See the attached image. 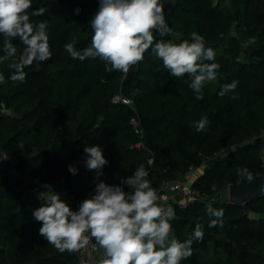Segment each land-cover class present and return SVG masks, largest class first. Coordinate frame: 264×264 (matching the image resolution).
<instances>
[{
    "label": "trees",
    "instance_id": "16d2710c",
    "mask_svg": "<svg viewBox=\"0 0 264 264\" xmlns=\"http://www.w3.org/2000/svg\"><path fill=\"white\" fill-rule=\"evenodd\" d=\"M168 1L172 10L164 16L171 31L156 33V40L177 43L175 34L191 40L196 32L215 51L219 68L204 85L203 99L191 89V77L171 76L152 48L126 76L106 71L98 58H72L64 45L75 35L77 50L90 46L99 0H32L30 22L47 23L52 55L25 67L22 82L10 79L24 47L18 38L11 41L16 57L0 60V157L11 161L0 167V264L77 262L78 252H60L39 234L42 225L33 212L46 202L26 189L59 187L81 203L101 181L130 191L122 181L143 165L157 190L218 153L223 156L192 184L216 200L178 208L170 221L181 242L202 226L203 238L193 239L192 255L181 264H264V195L246 206L221 197L230 184L264 173V139L252 141L264 130V0ZM37 9L43 15H32ZM4 40L0 35V57ZM233 81L235 90L220 96ZM202 117L209 125L198 132L194 125ZM90 146H99L108 161L103 175L86 167L84 149ZM208 205L223 211L222 227H209L216 218Z\"/></svg>",
    "mask_w": 264,
    "mask_h": 264
},
{
    "label": "clouds",
    "instance_id": "9594fccd",
    "mask_svg": "<svg viewBox=\"0 0 264 264\" xmlns=\"http://www.w3.org/2000/svg\"><path fill=\"white\" fill-rule=\"evenodd\" d=\"M164 4V0H99V8L90 21L93 33L90 46L77 50V38L73 35L64 48L74 59L98 58L105 62L106 71H119L125 76L143 62L144 54L152 48L171 76L191 77V89L197 99H203L204 85L216 79L219 68L214 62L215 51L206 47L204 38L196 32L190 34L191 40L179 43L157 41L156 33L165 36L171 31L165 21ZM31 7L32 0H0V35L5 38V55L0 60L16 57L18 49L11 43L13 39L18 38L24 45L19 60L12 65L15 69L12 81H24L25 67L47 61L52 55L47 23L33 25L28 14ZM75 11L79 14L80 9ZM43 13L44 9H37L32 15ZM3 81L0 75V83ZM237 83L224 85L219 95L234 91ZM208 125L207 117H202L194 126L199 132ZM84 152L86 167L95 170L98 176L103 175L101 169L108 161L101 148L85 147ZM68 170L72 174L77 171L72 165ZM238 174L252 179L246 169H238ZM148 176L143 165L136 168L122 181L130 189L127 192L122 186L101 181L96 184L95 194L83 200L77 211L61 200L59 194L45 195L46 205L33 212L42 225L39 234L58 251L69 253L80 252L94 239L93 250L99 249L103 255L99 264H181L192 255L193 239L203 238L202 226L197 224L191 238L178 240L170 223L174 210L159 204L160 197ZM207 212L216 218L209 227L223 226L222 210L208 205Z\"/></svg>",
    "mask_w": 264,
    "mask_h": 264
},
{
    "label": "built area",
    "instance_id": "2783aa9c",
    "mask_svg": "<svg viewBox=\"0 0 264 264\" xmlns=\"http://www.w3.org/2000/svg\"><path fill=\"white\" fill-rule=\"evenodd\" d=\"M164 10L170 12L171 2H165ZM118 100H122L124 103L130 104L131 101L124 98L118 97ZM133 125H137L136 121L132 120ZM257 138L264 139V130L260 132L257 137L252 138V141H255ZM7 155H3L2 158ZM223 153H218L213 158L206 161L204 167L197 168L195 166H191L186 174H183L175 179L164 180L160 187L156 190L159 199V204L165 208L171 206L174 210V216L177 214L178 208H186L189 205L193 204L198 200L213 202L216 200V197L208 196L199 190L195 189L192 184L193 182L201 175L204 169L216 158L222 157ZM8 157V156H7ZM1 158V159H2ZM0 159V160H1ZM263 164H264V152L262 155ZM44 186L41 187V190H44ZM50 190L61 189L59 187H49ZM64 191V190H63ZM228 192V189H227ZM67 195V194H66ZM74 203L73 211H77L80 206V202L74 200V197H70L67 195ZM95 244L94 239L90 240V244L85 249H82L78 252V259L76 264H99V261L103 258L102 252L97 249L93 250L92 245Z\"/></svg>",
    "mask_w": 264,
    "mask_h": 264
},
{
    "label": "water",
    "instance_id": "95a60500",
    "mask_svg": "<svg viewBox=\"0 0 264 264\" xmlns=\"http://www.w3.org/2000/svg\"><path fill=\"white\" fill-rule=\"evenodd\" d=\"M2 156L0 157V159ZM27 192H32L36 196L39 197L42 201L43 197L48 194H52V192L59 194L60 199L66 202L69 207L73 210L74 203L73 201L66 195V193L62 189H55L53 191L41 190L38 187L26 189ZM261 195H264V173L257 179L252 180L246 184L243 183H233L228 187V200L231 203L244 205Z\"/></svg>",
    "mask_w": 264,
    "mask_h": 264
},
{
    "label": "rangeland",
    "instance_id": "374dc122",
    "mask_svg": "<svg viewBox=\"0 0 264 264\" xmlns=\"http://www.w3.org/2000/svg\"><path fill=\"white\" fill-rule=\"evenodd\" d=\"M10 158L9 157H7V156H4L1 160H0V167H2L3 165H5V166H9L10 165ZM221 197L222 198H225V199H228V192L227 191H225V192H223L222 194H221Z\"/></svg>",
    "mask_w": 264,
    "mask_h": 264
},
{
    "label": "crops",
    "instance_id": "0c3cea01",
    "mask_svg": "<svg viewBox=\"0 0 264 264\" xmlns=\"http://www.w3.org/2000/svg\"><path fill=\"white\" fill-rule=\"evenodd\" d=\"M164 2H168V0H164ZM184 40V38L178 34H175L174 35V41L179 43V42H182Z\"/></svg>",
    "mask_w": 264,
    "mask_h": 264
}]
</instances>
